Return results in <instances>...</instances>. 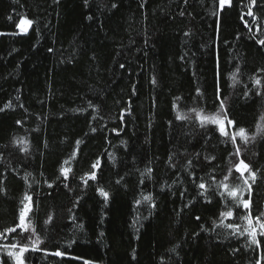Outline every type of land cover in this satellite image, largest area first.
<instances>
[{"label":"trees","instance_id":"16d2710c","mask_svg":"<svg viewBox=\"0 0 264 264\" xmlns=\"http://www.w3.org/2000/svg\"><path fill=\"white\" fill-rule=\"evenodd\" d=\"M21 18L33 21L26 34ZM259 39L264 0H231L223 10L219 0H0V232L19 222L25 192L35 227L5 233L0 249L28 244L25 264H264V238L249 245L225 227L245 226L248 210L219 186L242 184L233 165L243 159L260 170L243 199L251 196L252 217L264 212ZM220 100L236 122H225L229 134L247 130L248 143L236 139L239 156L217 125L201 127L189 112L211 115ZM178 111L192 118L177 120ZM98 157L97 179L85 185L80 177ZM62 166L72 170L67 180ZM98 187L110 193L106 203ZM36 235L43 243L33 251ZM0 260L14 264L5 251Z\"/></svg>","mask_w":264,"mask_h":264},{"label":"snow or ice","instance_id":"6c2138e0","mask_svg":"<svg viewBox=\"0 0 264 264\" xmlns=\"http://www.w3.org/2000/svg\"><path fill=\"white\" fill-rule=\"evenodd\" d=\"M252 4L255 5V0H251ZM85 4L87 5V0H85ZM231 6V0H219V8L220 10H223L225 6ZM112 7H116L115 4L112 5ZM183 14V13H181ZM248 15H253L251 10L248 12ZM11 19V17H9ZM91 19V17H89ZM33 24V21L30 19L26 18H21L19 23L17 24V27L20 29L21 33L26 34L29 31L30 26ZM257 43L261 46H264V39H259ZM49 51H52V49H49ZM121 67H124V65H121ZM240 71L239 68H236L234 72L230 74V79L233 82V85L237 84L239 82L237 73ZM260 72H264V69L258 70ZM153 83H156L155 78H153ZM253 83L254 85H261L262 81L260 78L255 77L253 78ZM199 94V89L197 90ZM245 95H248L247 92L244 93ZM259 94V93H257ZM217 98L219 99V85H217ZM179 99V98H177ZM10 105H5V108L9 107ZM173 107L176 108L177 105L174 103ZM4 109H0V111H3ZM190 113H195V119L200 122V126L204 127L207 124H215L218 126V130L221 133V135L228 137L233 145L235 146V152L234 155L239 156L240 154V147L239 145H236V139L237 136L240 137L242 141L245 143L249 142V136L247 134V130L244 127H239L237 131L229 134V132L226 130L225 127V122H227L228 125L235 127L236 122L228 117L227 110L225 109L224 101L220 100L219 102V107L217 111L211 115H204L203 109H197V108H192L189 110ZM192 117L188 113H181L177 112L176 119L177 120H189ZM17 124L21 123V121H17ZM92 131H95L93 128ZM115 131V129L113 130ZM262 131V128L260 125H257V132L259 133ZM252 140L256 139V135L251 136ZM13 143L18 144V145H24L23 147L20 148L21 151L27 152V141L24 138H19V139H14ZM80 144V141L76 142V147L78 149ZM232 155V154H230ZM76 152L74 151L72 154L71 158H75ZM113 160L115 159L114 157H111ZM207 158V157H206ZM171 159V157L169 158ZM214 159V157L210 158ZM69 161L65 160L64 164H68ZM189 166H191L192 161L189 160L188 162ZM100 167V158L98 157L96 161H94L91 165V171L85 173L83 176L80 177V179L83 181L85 185L88 184L89 180L95 181L97 179V169ZM234 169L236 172L240 173V177L242 179V184H238L235 186H231L227 183L221 182L219 184L220 188L224 189V192H221L220 195L223 197L225 193L227 194L228 197H230L237 206H242L244 209L248 210V214L245 216L239 217L241 221L246 222L245 226L241 227L239 224H233L229 223L225 225V227L232 229V235H239V236H246L249 245H257L259 246L261 244V239L264 238V212H261L259 215L252 217L251 216V196H249L248 200L243 199V192L247 190L249 193H251V188L252 184L256 182L257 179V172L260 170H255L253 171L251 166L247 163L244 162L243 159H240L238 163L233 165ZM60 176L63 177V179L67 180L69 178V174L71 173V168L67 167H61L60 168ZM152 169L151 168H146L143 173H141L142 176L147 175L151 176ZM229 174L232 172V168H229L228 170ZM248 173V176H245V173ZM229 178L228 175L224 176V180L227 181ZM262 178H264V174H262ZM25 179L27 180V175L25 176ZM59 179V177H58ZM211 180L213 183L216 182V178L213 176L211 177ZM251 180V183L249 182ZM117 183H120V181H117ZM143 183V181H141ZM52 185L49 184V187ZM67 187V185H65ZM31 187V185H29ZM198 189H200V195L206 196L208 189L211 187L210 184H206L205 182H200L197 185ZM0 191H3V189H0ZM96 191L99 193L100 196L104 198V202L106 203L109 199L110 193L106 191L103 187H98ZM183 195V193H181ZM143 200L146 202H152L153 197L151 195H146L143 196ZM210 202V201H209ZM21 203V208L19 210V216L18 220L19 222L14 226V227H8L3 230V232H0V237H4L5 233H15L17 229L21 230V233H27L31 232L32 234H35V227L31 224V221L29 220V213L32 212V197L28 195L27 192L24 193L23 198L20 201ZM137 204L140 203V201H136ZM153 207H155V204H152ZM221 217H232L233 212L232 210H228L226 212H221L220 213ZM52 217L49 216L48 220L45 221V223H48L51 221ZM197 220L200 219V217H196ZM255 222V223H254ZM135 223V221H134ZM215 224V221L213 222ZM221 224H223V221H221ZM258 226V227H257ZM6 238V237H5ZM43 243V241L40 239L39 235L35 236V239L32 240L31 243V250L36 251L40 250L39 245ZM13 249H18V251H14ZM29 245L28 244H21L19 242L13 243L10 245L3 246L0 251H5L8 257H11L14 259L15 264H25L24 260V253L28 252ZM175 248L171 249V251L175 252ZM53 255L57 257H62L64 255L63 252H61L59 249H57ZM0 264H3V261L0 260ZM85 264H90V262H85Z\"/></svg>","mask_w":264,"mask_h":264},{"label":"rangeland","instance_id":"374dc122","mask_svg":"<svg viewBox=\"0 0 264 264\" xmlns=\"http://www.w3.org/2000/svg\"><path fill=\"white\" fill-rule=\"evenodd\" d=\"M15 264V262H13Z\"/></svg>","mask_w":264,"mask_h":264}]
</instances>
